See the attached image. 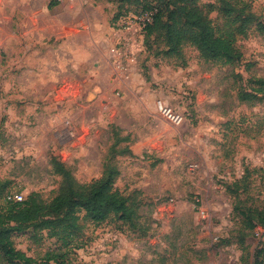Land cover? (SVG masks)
Wrapping results in <instances>:
<instances>
[{"label": "rangeland", "instance_id": "1", "mask_svg": "<svg viewBox=\"0 0 264 264\" xmlns=\"http://www.w3.org/2000/svg\"><path fill=\"white\" fill-rule=\"evenodd\" d=\"M245 1L264 22V0ZM154 3L0 0V213L8 193L58 194L52 156L80 184L100 178L118 134L131 153L112 158L114 185L141 214L132 230L81 211L69 246L48 230L13 232L38 264H257L264 250V224L249 231L241 215L264 209V101L239 97L264 78V33L238 37L234 64L205 61L191 44L170 55L146 37L149 24L127 18ZM210 17L223 29L222 15ZM159 101L182 121L160 115Z\"/></svg>", "mask_w": 264, "mask_h": 264}, {"label": "trees", "instance_id": "2", "mask_svg": "<svg viewBox=\"0 0 264 264\" xmlns=\"http://www.w3.org/2000/svg\"><path fill=\"white\" fill-rule=\"evenodd\" d=\"M153 1L156 4H148L144 7L146 10H141H156L153 21L146 28V37L156 34L162 38L165 53L170 55L182 53L183 47L191 44L205 61L234 64L241 59L236 47L238 37H246L253 26L264 33V22L257 20L251 4L245 0H216V3L206 6H202L198 0ZM213 11L225 19L223 29L213 23L210 17ZM251 85L250 90L242 89L239 92L240 99L264 101V78L252 79ZM117 139L111 147V156L104 164L101 177L91 183H78L71 170L57 156H52L51 166L62 177V182L58 194L50 202L41 200L37 193H31L21 202L8 201L6 194V203L0 213V254L6 264H38L34 258L16 249L12 241L13 232H21L28 227L48 230L49 235L61 240L63 246L72 245L73 240L81 234V211H85V217L96 225L117 220L132 230L140 227L138 204L114 185L120 171L111 162L112 158L115 154L131 153L127 146L121 150L117 148L118 142L126 138L117 134ZM241 215L242 223L249 231L258 224H264V209L248 208ZM241 244L246 245L245 236L241 238ZM262 252L257 255V264L264 262V259L258 260ZM51 259H57V254H52Z\"/></svg>", "mask_w": 264, "mask_h": 264}, {"label": "built area", "instance_id": "3", "mask_svg": "<svg viewBox=\"0 0 264 264\" xmlns=\"http://www.w3.org/2000/svg\"><path fill=\"white\" fill-rule=\"evenodd\" d=\"M155 11L156 10L145 11L143 13H140L138 16L131 14V16H128L127 18L129 20L135 19L140 23V26H142L143 28L153 21ZM157 110L160 113V115H162L165 119H167L172 123L177 124L182 121L181 114L174 112V110L171 107H169L167 104H164L162 101H159L157 103ZM6 198L8 201L21 202L25 199V196L23 193H8ZM256 235L264 240V227H258V230L256 231ZM262 264H264V262Z\"/></svg>", "mask_w": 264, "mask_h": 264}]
</instances>
